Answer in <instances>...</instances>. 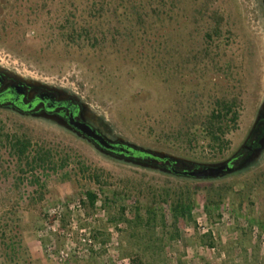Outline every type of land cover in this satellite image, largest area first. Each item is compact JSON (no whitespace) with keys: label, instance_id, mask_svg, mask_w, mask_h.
I'll use <instances>...</instances> for the list:
<instances>
[{"label":"rangeland","instance_id":"obj_1","mask_svg":"<svg viewBox=\"0 0 264 264\" xmlns=\"http://www.w3.org/2000/svg\"><path fill=\"white\" fill-rule=\"evenodd\" d=\"M72 1L10 0L4 14H10L11 24L17 25L8 37L0 38V66L75 97L84 105L88 120L111 140L171 155L196 164V169L224 163L242 149L264 104V0H218L216 6L224 8L231 31L228 38L212 43L203 33L195 38L186 34L137 38L105 54L85 51L84 61L69 59L49 40L50 28L62 20L64 8ZM228 95L241 100L240 119L228 136L229 147L220 152L209 147L202 131L216 103ZM0 122L6 132H26L34 144L52 148L69 161L64 169L50 173L43 201L32 202L35 187L28 183L20 198L14 181L0 177V204L6 212L17 207L24 214L27 264H264V232L259 227L264 191L254 193L255 206L242 216L230 199L212 219L203 207L205 187L264 176V152L243 172L194 180L102 154L42 117H24L0 108ZM2 156L3 168L13 166L4 149ZM96 174L102 175L103 184L96 182ZM194 186L201 192L192 219L180 220L176 227L181 238H170L174 229L168 206L157 207L165 216L166 231L135 225L138 193H144L140 215L146 220L150 191ZM89 191L98 197L93 207L87 199ZM57 207L63 209L64 228L73 220L79 227L71 245L54 236L57 249L65 247L74 254L80 230L90 228L94 233L89 253L67 263L51 261L38 244L39 233L54 223L50 210ZM200 223L211 228L214 248L199 245L198 237L204 235ZM241 229H252V233L238 245ZM50 241L45 238L46 243ZM0 264L11 263L0 255Z\"/></svg>","mask_w":264,"mask_h":264},{"label":"trees","instance_id":"obj_2","mask_svg":"<svg viewBox=\"0 0 264 264\" xmlns=\"http://www.w3.org/2000/svg\"><path fill=\"white\" fill-rule=\"evenodd\" d=\"M9 4L10 0H0V38L8 37V32L11 34L17 25L11 24L10 14H4ZM216 4L218 0H73L70 6L64 8L62 20L50 28L53 36L49 40L50 44L61 48L69 55V59L75 61H84L82 57L85 51L104 53L110 48H119V44H124V41L130 42L137 38H176L181 34H186V38H195V35L203 33V38L212 43L221 38H228L226 34L231 35V31L227 29L224 8ZM240 103L238 97H223L204 122V140L208 141L212 149L223 152L229 147L228 136L237 129L240 119ZM263 138L264 118L252 131L249 140L253 151L260 147ZM3 149L7 151V159L13 166L6 169L0 165V177L5 176L14 181L20 198L22 187L27 183L35 187L31 196L32 202L45 199L48 193L46 180L50 173H57L59 168L62 170L69 163L68 158L59 156L52 148L34 144L32 136L26 132H6L0 122V162L4 159ZM125 149L128 153L123 159L177 178L182 177L177 175V172L197 168L194 163L161 156L150 149L128 145H125ZM244 152L242 150L234 157L236 167L243 163ZM86 170L88 171L87 168ZM94 176L98 184H103L102 175ZM203 190L206 194L203 207L209 219H212L214 213L224 209L228 199L237 208L238 216H242L245 209L255 206L254 193L264 191V176L213 184ZM200 192L199 186L191 189L180 187L150 191L151 200L146 209V220L140 215V203L144 199V193H138L139 207L135 225L145 224L148 228H161L166 231L165 216L158 213L157 207L168 206L172 214L171 227L174 229L170 238H181L176 227L180 220L192 219V211L196 207V198ZM87 199L93 207L98 197L93 191H89ZM16 208L9 213L6 212V206L0 204V255L11 264H27L30 254L23 238L24 214ZM251 222L254 223V220ZM259 227L261 232H264L263 215L259 220ZM211 233L198 237L199 245L214 248ZM251 233L252 229H241L236 243L242 245L244 238Z\"/></svg>","mask_w":264,"mask_h":264},{"label":"flooded vegetation","instance_id":"obj_3","mask_svg":"<svg viewBox=\"0 0 264 264\" xmlns=\"http://www.w3.org/2000/svg\"><path fill=\"white\" fill-rule=\"evenodd\" d=\"M0 108L13 111L24 117H42L49 121L56 122L64 129L79 138H82L91 144L96 150L107 156L123 159L124 155L128 153L125 149V144L121 141L111 140L88 120L84 105L75 97L65 94L58 88L25 78L18 73L7 70L1 66ZM82 122L87 123L95 129L107 142L113 145L114 149H102L93 140L85 138L75 126L76 123ZM251 134L252 132L249 134L244 146L239 151H245L243 153V163L253 153V150L249 146ZM236 155H234L229 162L233 167H236V162L234 160Z\"/></svg>","mask_w":264,"mask_h":264},{"label":"built area","instance_id":"obj_4","mask_svg":"<svg viewBox=\"0 0 264 264\" xmlns=\"http://www.w3.org/2000/svg\"><path fill=\"white\" fill-rule=\"evenodd\" d=\"M79 207V206H78ZM74 209V207H73ZM50 215L54 219V223L50 226H48L47 229L41 231L39 233V241L38 244L40 248L43 250L45 256L49 258L51 261H55L57 263H67L69 261H72L74 256H83L85 254L89 253V249L94 246L93 241V232L90 228L82 229L80 230V245H78V248L75 249L74 254L70 252V249H66L65 247L57 249L56 243L53 241L54 236L63 237L66 239V244H72L74 234L76 231L79 230V227L75 220L72 221L71 225L67 228H64L62 226V215H63V209L61 207L52 208L50 210ZM200 229L202 230L203 234H208L211 231V228L207 227V224H199ZM50 238L49 243L45 242V238Z\"/></svg>","mask_w":264,"mask_h":264},{"label":"water","instance_id":"obj_5","mask_svg":"<svg viewBox=\"0 0 264 264\" xmlns=\"http://www.w3.org/2000/svg\"><path fill=\"white\" fill-rule=\"evenodd\" d=\"M264 118V104L261 106L260 111L258 113V116L256 118V121L254 123V126L251 130V132L255 129L257 124ZM75 126L80 130L82 135L89 139L93 140L97 143V145L102 149H114L113 145H111L109 142L105 140V138L100 135L95 129H93L91 126H89L87 123H76ZM250 132V133H251ZM123 144L128 146H135L130 143H125L124 141H121ZM264 152V138L260 142V147L253 151V153L250 155V157L242 163L238 167H233L229 164L230 160L221 163V164H213V165H205L202 168L189 170L185 172L176 173L177 175H180L185 178H191L194 180H217L224 178L228 175L235 174L238 172H243L246 169H248L250 166L253 165V163L261 157V155ZM156 154H159L161 156H169L171 158H174L176 160H181L178 158H175L171 155L162 153V152H156Z\"/></svg>","mask_w":264,"mask_h":264}]
</instances>
